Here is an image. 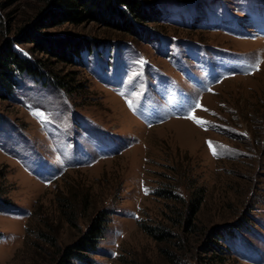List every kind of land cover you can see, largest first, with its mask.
<instances>
[{
    "label": "rangeland",
    "instance_id": "1",
    "mask_svg": "<svg viewBox=\"0 0 264 264\" xmlns=\"http://www.w3.org/2000/svg\"><path fill=\"white\" fill-rule=\"evenodd\" d=\"M1 1L0 49L52 73H19L0 98V264H82L62 256L101 211L97 246L79 251L90 264H200L216 228L233 230L235 264H264V0H138L131 26L115 9L37 27L45 49L29 29L49 4Z\"/></svg>",
    "mask_w": 264,
    "mask_h": 264
},
{
    "label": "trees",
    "instance_id": "2",
    "mask_svg": "<svg viewBox=\"0 0 264 264\" xmlns=\"http://www.w3.org/2000/svg\"><path fill=\"white\" fill-rule=\"evenodd\" d=\"M49 7L44 15V18L49 22L48 24H42L41 19H35L31 22L29 33L31 40L36 42L39 48L45 49L42 46L41 40L45 41L43 37L37 32V27H50L56 25H62L69 23L72 25L81 24L87 20H100L106 21L110 17L116 19L111 13L115 9L119 13L120 17L118 24L132 25V20L129 17L144 18L146 10L143 7V3L138 0H44ZM120 4H122L120 6ZM124 6V8L122 7ZM4 3L0 0V30L6 27V21L3 15ZM126 22V23H125ZM28 34V33H26ZM89 41L82 38L77 41H69L66 47H63L57 51L58 56L61 59L71 60L76 57L81 48L89 49ZM28 74L33 77L42 76L45 73H52V71H46L45 65L42 61L30 59L20 55L11 45V42L7 43L0 49V98L9 99L16 88L19 85V79L17 75ZM57 86H60L66 91L72 92L69 85L71 82L64 83L62 79L55 78V75L50 74V80ZM73 88V87H72ZM166 198H174L171 192H167L164 195ZM201 197L192 200L189 205L185 206V213L190 216H194L201 203ZM7 203L0 199V206ZM105 211H101L98 215L94 216L86 227L82 236L73 243L67 246L63 259L67 257H76L81 259L82 264H90V259L82 255L80 250H92L97 246L99 237L105 229ZM187 224H189L187 222ZM165 225H161L157 230L158 234L149 229V234L153 236L159 242L169 240L171 238ZM234 232L229 228L212 229L208 235V241H205L200 246L201 255L200 264H235V258H232L230 251V242ZM213 237L212 239H210ZM74 248V249H73ZM169 260L172 261L170 256H173L174 252L163 250ZM203 254V255H202Z\"/></svg>",
    "mask_w": 264,
    "mask_h": 264
},
{
    "label": "snow or ice",
    "instance_id": "3",
    "mask_svg": "<svg viewBox=\"0 0 264 264\" xmlns=\"http://www.w3.org/2000/svg\"><path fill=\"white\" fill-rule=\"evenodd\" d=\"M258 64L256 65V67L258 68ZM196 107H200V105H196ZM189 118H193V117H189ZM210 147H213L212 145H211V143H210Z\"/></svg>",
    "mask_w": 264,
    "mask_h": 264
}]
</instances>
